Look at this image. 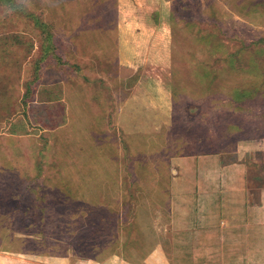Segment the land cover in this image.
Returning a JSON list of instances; mask_svg holds the SVG:
<instances>
[{
	"label": "rangeland",
	"instance_id": "374dc122",
	"mask_svg": "<svg viewBox=\"0 0 264 264\" xmlns=\"http://www.w3.org/2000/svg\"><path fill=\"white\" fill-rule=\"evenodd\" d=\"M215 153L249 203L199 239L169 221L170 183ZM158 246L264 264V0H0V264Z\"/></svg>",
	"mask_w": 264,
	"mask_h": 264
},
{
	"label": "crops",
	"instance_id": "0c3cea01",
	"mask_svg": "<svg viewBox=\"0 0 264 264\" xmlns=\"http://www.w3.org/2000/svg\"><path fill=\"white\" fill-rule=\"evenodd\" d=\"M138 63L139 60L137 59L133 62L134 65ZM141 66L138 65L137 68L136 66L133 67L137 72V69L139 70ZM137 127L144 128L143 123L141 122ZM185 159L186 164L190 165V167L187 169H184V167L180 168L181 176L173 178L170 183L169 221L174 225H182L184 233H187L186 225L192 224L191 226L194 228V231H190V233H197L196 237L201 239L202 233L200 227L203 225L202 228H204V225L208 221L212 223L215 219L219 220L222 217L221 214L224 213V211L222 212V208H245L246 204L249 203L247 201L249 194L246 183V170L244 169V164H236L235 167L223 166L222 163L220 164L221 155L216 153L209 156L196 154L188 156ZM175 160L179 159L173 157L172 161L174 163ZM207 161L215 162L214 169L206 168ZM181 162L180 164H182ZM176 164L180 166L179 163ZM217 165H219L218 168H215ZM184 179L190 180L191 183L180 185V180ZM180 187H182L181 190ZM83 189H85L84 185L80 187L77 185L74 188L70 187L69 190L76 193ZM178 193H182L183 195L180 196ZM179 208L183 210L189 208L190 211L187 213L186 209V214L184 215L183 213L181 215ZM207 218H210V220H207ZM224 221L219 220L222 226L227 224V220ZM188 236L189 234L186 235V237ZM193 236L191 235L190 238ZM69 264L75 263L71 262ZM76 264H173V262L164 247L158 246L139 263L127 261L121 254H112L100 261L84 259L79 260Z\"/></svg>",
	"mask_w": 264,
	"mask_h": 264
}]
</instances>
